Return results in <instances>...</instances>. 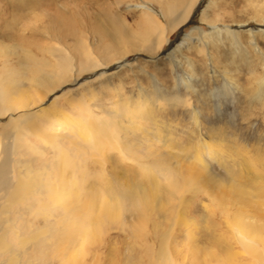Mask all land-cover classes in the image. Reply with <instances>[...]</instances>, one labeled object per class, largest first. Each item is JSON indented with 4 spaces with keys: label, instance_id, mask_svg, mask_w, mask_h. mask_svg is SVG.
I'll return each instance as SVG.
<instances>
[{
    "label": "rangeland",
    "instance_id": "obj_1",
    "mask_svg": "<svg viewBox=\"0 0 264 264\" xmlns=\"http://www.w3.org/2000/svg\"><path fill=\"white\" fill-rule=\"evenodd\" d=\"M187 1L32 0L34 6L43 2L42 8L48 13H73L69 16L73 20L60 17L53 32L52 18H43L44 27L42 19L36 18L41 10L13 14L12 9L16 11L23 3L0 0V74L11 70L23 77L22 66L30 68L32 58L53 61L56 55L48 50L52 43L63 48L64 55L74 64L76 50L81 55L89 54L95 61L104 55L115 57L109 59L110 64L103 74L101 69L80 74L72 72L65 83L55 87L41 101L36 99L29 110H36L52 96H60L69 90L80 100L65 101L64 95L58 97L64 108L59 118L66 128L63 130L77 134L75 123L71 124V121L76 120L80 125L88 118L81 120V110L74 106L77 101L87 104L95 116L106 119L103 111H111L122 101H143L138 95L140 92L147 95V107L150 108H144V116L140 114L136 120L123 124L126 133L121 130V137L136 146L140 153H146L147 159L132 161L124 157L118 151L117 143L104 137L97 147L98 152L85 153V160L80 161L82 169L76 168L78 179L80 172L88 170L79 185L91 189L89 196L96 199L94 205H89L92 208L87 212L75 208L78 212L70 218L71 227L70 224L51 227L59 218L54 210L41 212L38 204L26 209L24 219L14 223H23L27 230L38 227L42 240L35 245L29 244L28 254L23 252L17 264H264L263 260L257 261L248 243L238 241L225 213L237 208L238 204L236 207L233 204L235 197L231 205H221L204 193L197 182L180 184L175 192L179 199L175 195L169 197L171 181L157 175L156 168H162V164L158 159L151 160L153 149L171 154L173 165L185 179L187 162L192 161L198 167V162L204 158L216 177H225L226 180L219 181L223 189L247 191L245 196L249 199H262L256 194L257 187L254 189L251 183L262 181L261 188H264V175L256 177L252 173H264V102L254 97L257 88L264 89V0H194L186 21L169 31L167 41L158 48L147 52L131 45L132 48L125 50L130 42L140 40V35L147 30L140 24L144 17H153L158 21L157 27H166ZM170 4L174 12L163 15L162 9ZM3 20L9 21L10 25ZM110 31L114 32V38L108 36ZM122 49L125 51L116 52ZM97 75L100 77L90 79ZM25 82L21 90L33 93L29 79ZM80 82L84 85L82 89L78 87ZM156 89L160 92L157 99L153 93ZM165 95L172 97L170 101L164 98ZM150 101L155 102L154 106ZM12 113L0 116V126ZM28 139L42 145L36 136ZM176 158H181L183 163ZM30 159L31 171L26 172L27 176L34 170L47 174V170L39 168L42 165L40 158ZM135 187L138 189L136 200L143 198L150 203L145 210L148 214L154 205H176V217L171 220L172 226L167 227L172 230L166 245L169 255L158 256L155 252L158 242L150 236L151 223L155 220L153 213L146 223L148 232L144 237V231H138V221H134L136 231L131 226L133 223L130 227L121 223V198L131 194ZM152 187L156 193L165 188L161 193L166 194L167 202L156 201ZM72 189L76 193L77 188L72 186ZM79 192L77 194L81 195ZM101 202L107 206L100 207ZM11 212L13 217L14 208ZM250 225L253 223L240 222L238 233L256 242L253 248L260 250L264 244L258 237L264 235V227L256 235ZM10 239L11 235H6V240ZM11 244L15 246L13 240ZM7 255L3 254V257Z\"/></svg>",
    "mask_w": 264,
    "mask_h": 264
},
{
    "label": "bare ground",
    "instance_id": "obj_2",
    "mask_svg": "<svg viewBox=\"0 0 264 264\" xmlns=\"http://www.w3.org/2000/svg\"><path fill=\"white\" fill-rule=\"evenodd\" d=\"M193 1L194 0H190L189 2L188 0L186 6H183L179 10V15L176 16L173 21H168L166 27H157L158 21L155 18L150 16L144 17V20L140 24L142 28L144 27L147 30L143 35L141 34L142 36L140 35V40H134L130 42V45L126 46V49H124L128 50L132 48L130 47L131 45L133 48L141 47L142 50L147 52L158 48L162 42L167 41V34L169 31L171 32L173 28L183 24L186 21V17ZM17 2L23 3V5L20 4V6L16 7V11L14 12V9H12L13 14L19 13L24 15V13H30L39 9L41 10V13H39L36 18L42 19V27H44L43 18H52L53 24L51 25V30L53 32L56 31L57 25H59L61 18L64 17L65 20L68 21L73 20V18L69 19V16L73 14L71 11H66V13L63 12L64 14H60V12L53 14L48 13L46 9L43 10V2L37 4V6H34L32 0H17ZM172 12H174V7L171 4L166 5L162 9V13L165 16H168ZM5 21L9 26L10 22L7 20ZM67 24H69V26L70 24L72 25V23L68 22ZM149 25H152L153 27H150ZM103 32H105V30H103ZM112 32L113 31H110L108 36L114 38L115 34ZM105 34L107 33L105 32ZM109 44H112V39L110 40ZM124 49H122L123 51L120 50L116 52L120 54L121 52L125 51ZM48 50L53 55H56L55 59H53V61H47L45 59L44 61H41L37 58H32L30 68L25 65L22 66L23 77L18 76L19 74H16L17 72L14 74V72L11 70H4L5 73L0 74V116L10 112L16 113L9 115V118H7L6 122L0 126V134L2 137V142L0 144V264H17L19 257H21L23 252L28 254L26 250L29 244L35 245L38 241L42 240V235L38 227H31L29 230H27L25 229L26 225H23V223H14L15 221L24 219L25 216L23 214L25 213L26 209L38 204V210L41 212H46L49 210L51 212V210H54L59 214V218L51 225V227L55 224L57 227H62L65 226V224H70L72 222L70 218L74 217V212H78L75 210V208H79V210H84L85 212H87L89 208H92L90 206L94 205V201L96 199L91 195L89 196L91 189L88 187L86 189L84 184L79 185V183H82L81 179L83 176L88 175V170L86 169L87 171L80 172L79 179V176H76V172L78 173L79 171L77 170L82 169L80 167V161L85 160V153L89 154L91 151L98 152L97 147L102 144L100 142L104 140V137L113 139L112 141L118 145V151L124 157L129 158L132 161H136L138 158L143 159L146 157V153H140L137 149H135L136 146H134L132 143H129L130 141L125 139L124 136L121 137V130L125 131L123 124L126 121L132 122L133 119L137 118L140 114L143 115V113H145L143 111L144 108H148L147 106L149 104L147 103V97H145L147 95L145 93L140 92V94H138L139 96L143 97V101L132 102L125 100L115 105L114 109L111 111H103L104 113L102 114H104L107 119L102 115V117L95 116V114L90 111V108L87 104H85L83 101H77V104L74 106L81 110L79 111L81 120L86 119V116L88 117L83 121V123L81 121L82 124L80 123V125L76 123V120L71 119V124L75 123L76 128L74 129L76 130L74 131H77V134L69 129L63 130L66 128L63 127L64 125L59 118V116L63 114L61 109L64 108L62 105H60L58 97L64 95L65 101L70 99L80 100L78 96L71 95L69 90L60 96H52L44 106H40L38 104L39 106L36 108V110L28 109L31 104L35 103L36 99L37 101H41L43 97L52 92L55 87L65 83L70 78L72 72L80 74L83 71L101 69L103 74V70H107L106 67H108L110 64L109 59L115 58L113 55H110L109 57L108 55H104V57H100V60L97 59V61H95L90 58L89 54L85 53L81 55L78 50H76V52H74L76 53V62L74 64V62H71L70 57L64 55L65 50H63V48L57 44L52 43ZM4 58L6 62L7 59L6 57ZM262 62H264V55H262ZM73 66H75V68H73ZM262 66H264V64ZM26 68H28V70H25ZM27 72L30 75L29 77L27 76ZM101 72L98 75H100ZM98 75L90 79H97L100 77ZM25 79H29L28 84H30L31 88L34 90L33 93H26L24 90H21V86L26 83ZM262 82H264V80ZM78 87L82 89L84 85L80 82ZM153 93L155 94V99L160 96V92L157 89ZM256 93L254 94V97L257 98V100L259 99V102H264V89L262 90L257 88ZM33 94H35V96ZM164 98H167V100L170 101L172 97L165 95ZM149 103L154 106L153 103L155 102L150 101ZM194 110L193 114L195 116L196 114ZM112 129L114 131H112ZM29 136L38 137L42 142V145L31 142L28 139ZM123 137L125 140L122 139ZM150 154L151 160L158 159L161 162L160 164H162V168H156V173H158L157 175L160 178L167 177L171 181L170 183L172 187L168 188V190L170 189L168 193L169 197L170 195L174 196L180 184L185 182H197L204 193L214 199H217L221 205L227 206L228 203H232L231 200L235 197L236 200L233 204H238L237 208H235L234 211L230 209V211L225 210V213L228 215V219L236 232L238 241L242 244L248 243L247 246L252 247L253 252L255 253L253 255L256 256L257 261H264V247L262 246L260 250L254 249V243L256 242L245 237L241 233H238L239 229L237 227L242 221L252 222L253 225L250 226L253 227L252 232L254 234L258 233L261 227H264V188H261L262 181H259L260 183H251L254 185H252L254 189L257 187L256 194L258 197H262V199L259 201L257 199H249L247 196H245L247 191L245 192L242 187H240V189H242L245 193H240L236 189L231 192L223 189L219 185V181L222 179L226 180L224 179L225 177H216V175L213 174V171H211V167L208 166V161L206 162V159L204 158L201 163L198 162V167H196L192 161H188V165L185 164L187 166L184 168L186 177L183 179L184 175L178 173L179 170L173 165L174 163H172L171 154H165L161 150L157 149H153ZM23 155H26L28 158H23ZM202 156L203 155H201V157ZM36 157L40 158L42 161V165H40L39 168L42 170H47L48 172L46 175H44L43 173H38V170H34V173L27 176L26 172L31 171L30 158L35 160ZM181 158H176V161L180 160L182 164L183 162ZM184 159L185 158H183V160ZM180 167L182 166H179V168ZM76 168L78 169L76 170ZM252 173H254V176L256 177H259V175H264V173H256L254 171ZM88 178L89 176L86 180H88ZM258 184H260V186ZM72 186L77 188L76 193L72 189ZM22 188H25L26 190L21 191ZM150 189L151 191L155 192L153 194L156 196V201L167 202L166 199H168V197L165 196L166 194L164 195L161 193L165 190V188H163L162 191L158 190L157 193L155 191V187ZM78 190L80 191L79 193H81V195L77 194ZM137 192L138 189L135 187L133 188L131 194L128 193L129 195H125L121 198L123 201L121 223L127 226H129L130 223H133L131 224V226L133 225L134 227L133 231H136L137 228L139 229L138 231L143 230L144 237L148 232V229H146V223L148 219H150V213H153V215H155V220L151 223L152 226L150 227V236H152V238L158 242V247L155 252L158 256L169 255L170 251L166 245L168 237L171 234V229H169L172 226L171 220L176 217V214H174L176 212V205L166 206L162 203V206H159V204L155 207L154 205V207L150 209L151 212L148 214L145 210H147L146 208L148 207H146V205H149L150 203L146 202L143 198L141 200L140 198L136 200L135 195H137ZM87 193L88 195H86ZM86 196H89L88 202L86 201ZM79 197L81 198L79 199ZM176 197L179 199L178 196ZM101 204L102 205L100 207H104V205L107 206L103 202H101ZM48 206H50V208ZM13 208V213L15 215L12 217L11 210ZM134 221H138L137 224L139 226L137 228ZM48 223L49 222L46 224ZM164 223H166V227ZM68 226L71 227V224ZM46 229L43 233L46 232ZM23 230L26 231V233ZM6 235H11V238L15 243L14 247L11 244V239L6 240ZM58 235L59 232L56 235L57 238H59ZM263 237L264 235H261L258 238L262 239L261 242L264 244ZM62 239L63 238L61 237V240ZM3 254L8 255L6 258H4Z\"/></svg>",
    "mask_w": 264,
    "mask_h": 264
}]
</instances>
